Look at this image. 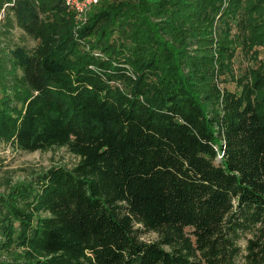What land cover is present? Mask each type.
Instances as JSON below:
<instances>
[{
	"label": "trees",
	"instance_id": "trees-1",
	"mask_svg": "<svg viewBox=\"0 0 264 264\" xmlns=\"http://www.w3.org/2000/svg\"><path fill=\"white\" fill-rule=\"evenodd\" d=\"M244 1L264 9L101 0L79 24L0 0V143L77 158L0 194V264H264V60L232 67L264 16L231 32Z\"/></svg>",
	"mask_w": 264,
	"mask_h": 264
},
{
	"label": "rangeland",
	"instance_id": "rangeland-1",
	"mask_svg": "<svg viewBox=\"0 0 264 264\" xmlns=\"http://www.w3.org/2000/svg\"><path fill=\"white\" fill-rule=\"evenodd\" d=\"M249 4L246 1L241 4V12L237 16L242 20L239 26L232 29L231 32H237L238 35H250L249 23L252 15L264 16V9L252 10L248 13L246 8ZM254 11V12H253ZM77 23H83L78 21ZM20 34L19 31L14 30V35ZM14 36V37H15ZM254 40L248 42H242L241 36H239L240 42L236 44V53L232 60V67L235 76L248 69L249 67L256 66L259 62L264 60V35L259 34L258 31L254 32ZM27 43L32 46L33 42L27 40ZM228 89L234 88V83L230 80L225 82ZM77 158L72 155L65 147H55L46 151H22L15 149L14 147L0 143V194L10 185L24 182L29 179V176L36 171L44 170L52 165H63L71 167ZM144 240H155L156 234L154 232H147L142 235Z\"/></svg>",
	"mask_w": 264,
	"mask_h": 264
},
{
	"label": "built area",
	"instance_id": "built-area-1",
	"mask_svg": "<svg viewBox=\"0 0 264 264\" xmlns=\"http://www.w3.org/2000/svg\"><path fill=\"white\" fill-rule=\"evenodd\" d=\"M64 3L75 12L78 21L85 22L87 12L101 0H63Z\"/></svg>",
	"mask_w": 264,
	"mask_h": 264
}]
</instances>
